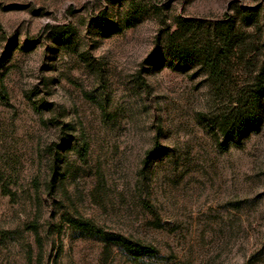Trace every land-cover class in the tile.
I'll list each match as a JSON object with an SVG mask.
<instances>
[{"label": "rangeland", "instance_id": "obj_1", "mask_svg": "<svg viewBox=\"0 0 264 264\" xmlns=\"http://www.w3.org/2000/svg\"><path fill=\"white\" fill-rule=\"evenodd\" d=\"M183 18L228 23L219 78L165 55ZM263 59L264 0H0V264H264V93L218 122Z\"/></svg>", "mask_w": 264, "mask_h": 264}, {"label": "trees", "instance_id": "obj_2", "mask_svg": "<svg viewBox=\"0 0 264 264\" xmlns=\"http://www.w3.org/2000/svg\"><path fill=\"white\" fill-rule=\"evenodd\" d=\"M177 29L171 34L166 35L164 39V52L168 59H174L178 63L198 62L205 67L210 76L217 79L223 71V59L231 51L232 38L228 23L216 24L215 28L203 26L199 21L183 18L176 21ZM207 31L208 37L203 43H199L195 37V32ZM213 31V32H212ZM178 34V36L176 35ZM218 41V43H216ZM220 44V46H217ZM255 77L253 86L240 94V105L226 112L222 118L218 119L222 142L220 146L226 149L231 140L240 141L249 130H252L258 119V105L260 97L264 93V59ZM5 94L0 90V99H4ZM158 144L147 151L143 159V167L147 166L152 155L155 154ZM51 185V184H50ZM69 224L84 232H92L101 238H109L122 249L134 257L149 256L157 253V250L151 244L126 239L117 234L107 235L101 228H98L90 220L73 219ZM38 236L37 227L30 223L28 226ZM39 239V236H38Z\"/></svg>", "mask_w": 264, "mask_h": 264}]
</instances>
